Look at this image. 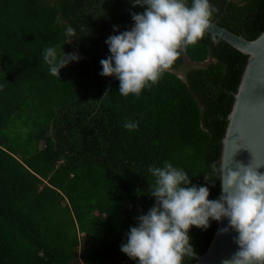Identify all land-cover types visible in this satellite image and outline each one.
<instances>
[{
	"label": "trees",
	"instance_id": "obj_1",
	"mask_svg": "<svg viewBox=\"0 0 264 264\" xmlns=\"http://www.w3.org/2000/svg\"><path fill=\"white\" fill-rule=\"evenodd\" d=\"M132 2L0 0V264L129 259L121 244L155 205L149 168L166 161L208 187L209 200L221 195L210 165L221 162L248 56L206 33L139 97L122 96L119 80L105 97L112 78L100 75L111 55L105 41L134 26L131 14L144 7ZM209 3L217 9L212 20L245 39L264 31V0ZM48 47L81 57L54 77L43 59ZM216 229L215 220L191 228L196 254L208 250Z\"/></svg>",
	"mask_w": 264,
	"mask_h": 264
},
{
	"label": "clouds",
	"instance_id": "obj_2",
	"mask_svg": "<svg viewBox=\"0 0 264 264\" xmlns=\"http://www.w3.org/2000/svg\"><path fill=\"white\" fill-rule=\"evenodd\" d=\"M134 2L144 11L131 14L134 26L130 30L105 41L111 55L100 61V75L118 78L119 93L124 97H139L143 89L157 84L170 72L189 46L204 39L217 11L209 0H192L191 6L186 0ZM114 31H119L117 26ZM67 32L72 37L77 35L72 27ZM212 42H218L215 35ZM43 59L50 74L59 78L60 70L80 57L75 53L58 55L55 48L48 47ZM124 127L135 130L138 123L125 121ZM210 167L218 173L221 184V195L216 200L208 199V187L192 185L190 176L170 162L150 167L155 177L150 191L155 205L136 218L138 226L130 228L121 251L138 264H183L185 257L196 256L189 236L191 228L206 230L210 220L227 218L229 226L221 233L235 230L238 250L222 264H264V174L256 171L259 165L241 163L233 169L223 160L219 167L216 162Z\"/></svg>",
	"mask_w": 264,
	"mask_h": 264
},
{
	"label": "water",
	"instance_id": "obj_3",
	"mask_svg": "<svg viewBox=\"0 0 264 264\" xmlns=\"http://www.w3.org/2000/svg\"><path fill=\"white\" fill-rule=\"evenodd\" d=\"M132 5H136L134 0ZM207 33L248 56L233 109L228 117L221 161L226 160L233 169L241 163L245 166L259 165L256 171L264 174V31L256 39L247 40L211 19ZM115 81L118 78L114 76L107 81L105 93H108L110 85ZM228 226L227 218L217 221V229L208 250L203 255L196 254L193 264H222L224 259L231 258L238 250L234 240L238 233L231 228L227 233H221V229Z\"/></svg>",
	"mask_w": 264,
	"mask_h": 264
},
{
	"label": "built area",
	"instance_id": "obj_4",
	"mask_svg": "<svg viewBox=\"0 0 264 264\" xmlns=\"http://www.w3.org/2000/svg\"><path fill=\"white\" fill-rule=\"evenodd\" d=\"M120 264H138V260L122 258Z\"/></svg>",
	"mask_w": 264,
	"mask_h": 264
},
{
	"label": "rangeland",
	"instance_id": "obj_5",
	"mask_svg": "<svg viewBox=\"0 0 264 264\" xmlns=\"http://www.w3.org/2000/svg\"><path fill=\"white\" fill-rule=\"evenodd\" d=\"M73 53H75V54H78L79 55V57H81V55L78 53V51L77 50H75V51H73ZM186 62V65L188 66V65H192L193 63H190V62H188V61H185ZM209 62V60H207V61H205L203 64H207Z\"/></svg>",
	"mask_w": 264,
	"mask_h": 264
}]
</instances>
